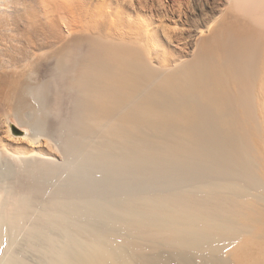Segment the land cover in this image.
I'll return each mask as SVG.
<instances>
[{"label": "bare ground", "instance_id": "obj_1", "mask_svg": "<svg viewBox=\"0 0 264 264\" xmlns=\"http://www.w3.org/2000/svg\"><path fill=\"white\" fill-rule=\"evenodd\" d=\"M100 1L45 12L63 50L32 93L59 77L73 110L0 146V264H264V0Z\"/></svg>", "mask_w": 264, "mask_h": 264}, {"label": "rangeland", "instance_id": "obj_2", "mask_svg": "<svg viewBox=\"0 0 264 264\" xmlns=\"http://www.w3.org/2000/svg\"><path fill=\"white\" fill-rule=\"evenodd\" d=\"M56 1L57 0H0V146H6L10 151H17L20 149H26V148H28V146L30 147V145L32 144V142L30 141V138H29L31 136L30 133L32 132V129H29V127L27 125H25L26 123H24L27 121V116H26L27 113H33L34 114L37 112L35 114L37 116H35V115L34 116H35V118H38V122L41 125H43V126H41L38 123L39 126H41L42 128H44L46 130L49 126L51 127V126L56 125L57 121H59V125H60L61 124L60 123L61 118H64L63 121L66 118H67V120L70 119L69 116H71V113L73 110L72 106L70 105L73 96L71 97L69 93H68V95H66L67 100L66 99L63 100L62 106H58V105H56V107L53 106V103L55 101L54 100L55 99L54 94H55V90L57 88L56 85L60 84V78L59 77H57V80H59V81L57 82L56 79H55V81H52L49 88L46 89L45 93H41V94H33L32 93V90H33L32 88H36L39 85L38 83L43 78L42 77L43 73L45 74V72H49L51 70L49 72L50 74L46 73V75L49 74V76H51V72H52V75L54 76V78L56 77V75L54 73V71H55V65H54L55 64V58H56L57 53L61 52L63 50V48L60 47V43H59V41H57V38L54 37V35L52 34V31L50 32L49 29L46 27V24H47L46 22L48 21V18L46 17V14H45V12L48 10V8L55 6ZM88 1L91 2L90 4H92L94 6V8H95V6L98 7L99 4L101 3L100 0H88ZM200 4L201 3L197 4L196 6H197L198 13L202 14ZM206 8H207V10L209 9V7H207V6H206ZM35 11H37L36 14H38V15L35 14ZM66 33H68V32H66V30H64L63 34L66 35ZM86 35H88V34H85V36ZM65 94H67V93H65ZM69 99H70V101H69ZM44 101L47 103L49 101L50 104H48V106H47V104H44ZM64 105H66V106H64ZM41 106H43V107H41ZM59 110L62 111L60 114L63 116H59L57 114L58 113L57 111H59ZM54 113H55V115H54ZM38 115H40V119H39ZM18 116H20L19 119H18ZM42 117H44L43 118L44 121H43ZM56 117H57V119H56ZM21 119H22V121H21ZM47 124H49V126ZM61 136H63V137L65 136V133L63 131H61ZM44 140L45 141H44V144L42 145L43 146L42 148L45 151L48 150V148L51 150L53 149L54 153H55V151L59 150L58 146L56 144H54L53 140L47 139L48 142H47L46 138ZM45 142H46V144H45ZM50 144H54V145L52 146ZM56 154H58V155L60 154V156H61V152L58 153V151H57ZM76 158L77 157L75 155L72 156L73 161L76 160ZM100 175H102V177L104 176L102 173H100ZM26 176L23 175L22 181L18 180V183H19V181H21L22 183H24L25 186H28L30 184L29 182L33 181L32 182L33 185L30 184L31 186H34V187L36 185L40 186V184L38 182H37L38 184L35 183L37 181L36 177L30 176L29 178H26ZM105 177L106 176H104L103 178H105ZM30 178H32V179H30ZM56 178H57L56 176L50 177L48 179V184L50 183V181H52V182H53V180L55 181ZM103 178L100 179V182L103 180ZM23 179H25V180H23ZM116 180H117V178H116ZM116 180H115V182L117 183L118 187L120 185L123 186V184H124L125 187L127 186L126 187L127 190L130 189L127 193V190L125 192H124L125 189L122 190V188H124V186L119 187L121 189V191L124 193H127V195L122 193L120 191V189L117 188L116 183L115 184L113 183V185L108 184V186L105 185V183L107 184V182L105 180L102 181L105 183L99 182L100 183V184H98L99 187L96 186V189L100 192V194L104 193V195H106V193L108 192V188H109L108 194L111 193L110 191H114V190H110V189L114 188L115 192L117 193L120 191L119 192L120 195L122 193L123 194L122 196L125 197V199H127V198L130 200L131 199L133 200V198L138 199L136 197H138L140 195L141 192L139 190L141 188L138 187L139 188V190H138L137 186H136L137 184L136 185L134 184V189L136 190V191H134V189H133V183L134 182H132V185L130 187L129 184L131 182L129 179H127V178H123V179L120 178L119 179L118 178V180H120L121 183H123V184H121L120 182L118 183L117 182L118 180L117 181ZM123 180H124V182L125 181L127 182V183L125 182L126 185L124 182H122ZM24 181H26V182H24ZM27 181H29L28 184H27ZM34 184H36V185H34ZM101 184H103V185H101ZM111 185L113 186V188H111L112 187ZM104 186L105 187L107 186V188H105V190L103 189ZM58 187L60 188V186H58ZM75 187L79 188L78 185L76 184V182L73 181V185L71 184L69 193H71L72 191L74 193V191L76 189ZM128 187H130V188H128ZM43 188H47V187H43ZM59 188H56V189L59 190ZM99 189H101V191ZM116 189H118V190H116ZM141 190L144 191L145 189L144 190L141 189ZM98 191H97V193H99ZM175 191L176 190L171 191V189L166 188V190L164 189L161 191L163 193H161L160 197L159 196L158 197L163 199V200H165V198H166V200H167V199H170L174 194H178V195H174L172 197L173 199L172 198L171 199L172 200H174V199L179 200L180 199L182 201L183 199L185 200L187 198L186 200L189 202V204H191L190 202H192L193 205H196L198 207H200V205H202L203 208H204V206H206V207L209 206L211 208H213V207L215 208V206L217 205V202H215L214 199L211 200L210 198H208L206 196L202 197L201 195L200 196L199 195L198 196L192 195L190 197V195H187V193H186V195H187L186 196L184 192L182 193V191L179 194L178 191H180V190H177V193ZM115 192H112L110 194V196L112 197V195ZM136 192L139 194L138 196H137ZM168 193H169V195H168ZM108 194H107V196H109ZM131 194H133V196ZM40 195H42V196H40ZM120 195H118L119 198H120ZM124 195H126V196H124ZM182 195H184V196H182ZM32 196L35 199H44L46 197L43 194H40L38 192H33V191H32ZM178 196L179 197L181 196V197L179 198ZM185 196H186V198H185ZM123 197H121V198H123ZM196 197L198 199L197 201H201V202L198 203L196 201ZM190 199H192V201ZM186 200L183 202L188 203ZM220 204L221 203H218V205H220Z\"/></svg>", "mask_w": 264, "mask_h": 264}]
</instances>
